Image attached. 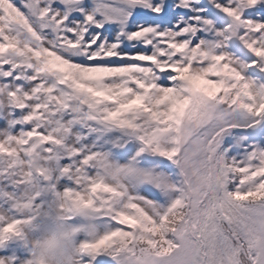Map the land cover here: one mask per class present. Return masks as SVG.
I'll return each instance as SVG.
<instances>
[{"label": "snow or ice", "instance_id": "obj_1", "mask_svg": "<svg viewBox=\"0 0 264 264\" xmlns=\"http://www.w3.org/2000/svg\"><path fill=\"white\" fill-rule=\"evenodd\" d=\"M0 264H264V0H0Z\"/></svg>", "mask_w": 264, "mask_h": 264}]
</instances>
